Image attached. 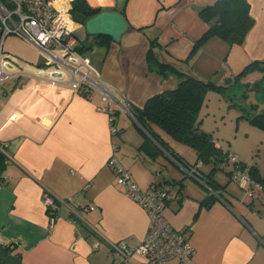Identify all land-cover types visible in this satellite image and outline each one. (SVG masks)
Instances as JSON below:
<instances>
[{"label":"crops","instance_id":"0c3cea01","mask_svg":"<svg viewBox=\"0 0 264 264\" xmlns=\"http://www.w3.org/2000/svg\"><path fill=\"white\" fill-rule=\"evenodd\" d=\"M76 1L79 8H100L84 22L74 17L77 51L130 106L124 111L97 93L86 97L67 84L31 76L2 84L0 264H114L117 247L137 245L149 228L148 214L117 184L112 158L141 190L182 180L180 199L167 202L164 218L189 234L194 254L186 264H264V191L255 183L242 185L237 177L222 194L210 190L179 163L203 171L193 148L151 124L167 146L162 147L130 112L177 84L174 75L161 77L147 65L153 38L167 58L187 60V69L212 81L225 67L230 74L264 61V0H246L253 25L241 44L212 37L194 52L195 41L209 27L198 11L216 0ZM45 193L58 202L53 222ZM128 260L154 264L138 254Z\"/></svg>","mask_w":264,"mask_h":264},{"label":"built area","instance_id":"2783aa9c","mask_svg":"<svg viewBox=\"0 0 264 264\" xmlns=\"http://www.w3.org/2000/svg\"><path fill=\"white\" fill-rule=\"evenodd\" d=\"M72 2L0 0V87L12 77L31 76L67 84L75 94L97 93L104 101L115 102L122 110L128 111L130 105L124 94L105 83L99 71L77 51ZM17 45H21L24 51L18 50ZM101 109L113 113L110 108ZM229 157L237 162L234 155ZM179 163L186 174L202 181V173L195 164ZM109 164L125 195L145 209L149 218V228L137 245L117 247L120 257L114 264H131L128 259L133 254L145 256L154 264H163L170 259H176L177 264L188 263L194 254L189 234L184 229L171 226L164 218L167 202L176 198L175 188L171 184H159L141 190L130 172L115 158ZM234 177L244 186L251 183L240 170L234 172ZM43 203L50 222H53L57 200L45 193ZM260 241L264 243V236ZM96 247L97 243H94L93 248Z\"/></svg>","mask_w":264,"mask_h":264},{"label":"trees","instance_id":"16d2710c","mask_svg":"<svg viewBox=\"0 0 264 264\" xmlns=\"http://www.w3.org/2000/svg\"><path fill=\"white\" fill-rule=\"evenodd\" d=\"M75 1L71 8L74 20L76 18L84 22L88 17L100 11L99 7L91 8L87 5L79 8L78 1ZM74 10L80 12L79 17ZM198 15L209 27L195 41L192 52L212 37L222 39L229 46L239 45L253 25V18L249 14V3L246 0H216L214 3L200 8ZM146 61L149 68L155 70L161 77L174 75L177 78V84L173 89L147 99L141 108L132 107L130 109L139 125L164 148L167 147L166 144L150 129L151 124L161 128L176 141L193 148L197 153V160L208 168L210 167L208 172L199 169L202 173L201 180L210 190L222 194L227 183L234 178V172L240 170L245 171L250 182L257 184L264 191V174L256 166L251 165L246 168L238 160L237 162L231 161L229 156L232 154L225 151L210 133L200 128L199 112L205 103L207 92L214 90L224 94L227 85L217 84L194 74L186 68L187 60L177 61L167 58L164 55V47L156 38L150 41ZM246 69L260 70L262 79H264V61L249 62L242 71ZM89 95L86 94V97ZM230 163L233 170L225 171L224 168ZM218 172H222L227 177L225 183L222 184L216 180L215 175ZM165 184H171L175 188L176 198L180 199L179 195L183 188L182 180L167 181Z\"/></svg>","mask_w":264,"mask_h":264},{"label":"rangeland","instance_id":"374dc122","mask_svg":"<svg viewBox=\"0 0 264 264\" xmlns=\"http://www.w3.org/2000/svg\"><path fill=\"white\" fill-rule=\"evenodd\" d=\"M243 68L230 74L228 67L223 68L227 73L219 70L217 78L220 79L213 80L227 85V88L224 94L214 90L207 92L199 112L200 128L210 133L225 151L234 154L246 168L254 165L264 174V128L251 122L255 116L264 119V79L260 70L242 71ZM209 168L204 165L202 170L208 172ZM224 170H233L232 164ZM221 173L218 172L221 178L218 180L223 184L226 181Z\"/></svg>","mask_w":264,"mask_h":264},{"label":"water","instance_id":"95a60500","mask_svg":"<svg viewBox=\"0 0 264 264\" xmlns=\"http://www.w3.org/2000/svg\"><path fill=\"white\" fill-rule=\"evenodd\" d=\"M251 122L261 128H264V121L260 119L259 117L255 116L251 119Z\"/></svg>","mask_w":264,"mask_h":264}]
</instances>
